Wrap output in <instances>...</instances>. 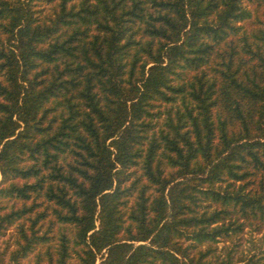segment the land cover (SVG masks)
Returning a JSON list of instances; mask_svg holds the SVG:
<instances>
[{
    "label": "trees",
    "instance_id": "1",
    "mask_svg": "<svg viewBox=\"0 0 264 264\" xmlns=\"http://www.w3.org/2000/svg\"><path fill=\"white\" fill-rule=\"evenodd\" d=\"M0 264H264V0H0Z\"/></svg>",
    "mask_w": 264,
    "mask_h": 264
},
{
    "label": "rangeland",
    "instance_id": "2",
    "mask_svg": "<svg viewBox=\"0 0 264 264\" xmlns=\"http://www.w3.org/2000/svg\"><path fill=\"white\" fill-rule=\"evenodd\" d=\"M261 233H256L250 229H247L243 234V237L240 239V246L238 247L239 252L247 253L254 246L261 243ZM219 248L222 246V243L218 244Z\"/></svg>",
    "mask_w": 264,
    "mask_h": 264
}]
</instances>
